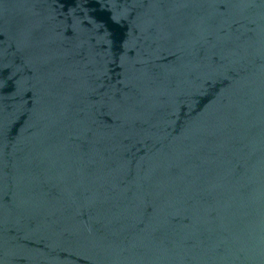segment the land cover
<instances>
[{
  "label": "water",
  "instance_id": "obj_1",
  "mask_svg": "<svg viewBox=\"0 0 264 264\" xmlns=\"http://www.w3.org/2000/svg\"><path fill=\"white\" fill-rule=\"evenodd\" d=\"M0 264H264V0H0Z\"/></svg>",
  "mask_w": 264,
  "mask_h": 264
}]
</instances>
